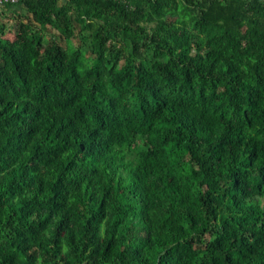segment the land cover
Returning a JSON list of instances; mask_svg holds the SVG:
<instances>
[{
  "label": "trees",
  "instance_id": "16d2710c",
  "mask_svg": "<svg viewBox=\"0 0 264 264\" xmlns=\"http://www.w3.org/2000/svg\"><path fill=\"white\" fill-rule=\"evenodd\" d=\"M6 10L0 264H264V0Z\"/></svg>",
  "mask_w": 264,
  "mask_h": 264
},
{
  "label": "rangeland",
  "instance_id": "374dc122",
  "mask_svg": "<svg viewBox=\"0 0 264 264\" xmlns=\"http://www.w3.org/2000/svg\"><path fill=\"white\" fill-rule=\"evenodd\" d=\"M0 19H1V21H3L7 25V32L5 33V36H7V37L12 36L11 29L16 28V27H18V28L22 27L23 28V25L21 23L19 25L17 24V20H16L15 15H13V13L10 12L9 10L4 11V13H2L0 15ZM9 28H10V30H9Z\"/></svg>",
  "mask_w": 264,
  "mask_h": 264
},
{
  "label": "built area",
  "instance_id": "2783aa9c",
  "mask_svg": "<svg viewBox=\"0 0 264 264\" xmlns=\"http://www.w3.org/2000/svg\"><path fill=\"white\" fill-rule=\"evenodd\" d=\"M19 0H0V5H6V4H14L17 3Z\"/></svg>",
  "mask_w": 264,
  "mask_h": 264
}]
</instances>
